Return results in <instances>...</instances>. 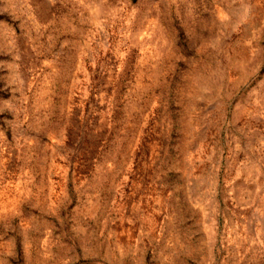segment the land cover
I'll list each match as a JSON object with an SVG mask.
<instances>
[{
  "label": "rangeland",
  "instance_id": "rangeland-1",
  "mask_svg": "<svg viewBox=\"0 0 264 264\" xmlns=\"http://www.w3.org/2000/svg\"><path fill=\"white\" fill-rule=\"evenodd\" d=\"M0 264H264V0H0Z\"/></svg>",
  "mask_w": 264,
  "mask_h": 264
}]
</instances>
